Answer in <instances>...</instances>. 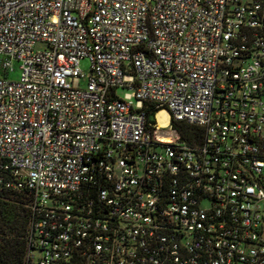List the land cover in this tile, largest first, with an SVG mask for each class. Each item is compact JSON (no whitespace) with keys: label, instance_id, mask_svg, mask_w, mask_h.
Returning <instances> with one entry per match:
<instances>
[{"label":"built area","instance_id":"built-area-1","mask_svg":"<svg viewBox=\"0 0 264 264\" xmlns=\"http://www.w3.org/2000/svg\"><path fill=\"white\" fill-rule=\"evenodd\" d=\"M0 74L24 264H264V0H0Z\"/></svg>","mask_w":264,"mask_h":264},{"label":"trees","instance_id":"trees-1","mask_svg":"<svg viewBox=\"0 0 264 264\" xmlns=\"http://www.w3.org/2000/svg\"><path fill=\"white\" fill-rule=\"evenodd\" d=\"M170 123L189 142L201 134L200 128L185 122ZM27 201L22 191L0 188V264H24L30 215Z\"/></svg>","mask_w":264,"mask_h":264},{"label":"rangeland","instance_id":"rangeland-1","mask_svg":"<svg viewBox=\"0 0 264 264\" xmlns=\"http://www.w3.org/2000/svg\"><path fill=\"white\" fill-rule=\"evenodd\" d=\"M39 46L36 45L35 48H38ZM80 67L86 71L87 68H88V63H87V60L84 59L81 61V64H80ZM19 71H18V64L17 62H13L12 64V70L11 71H8L7 74H5V76H7V78H16L17 75H18ZM1 75V74H0ZM81 85H83V82L81 83ZM165 112V111H164ZM156 119H157V124H158V118L156 116ZM162 120L165 122L164 124H158V126L160 127H163V128H166L167 125H168V118L165 114L162 115Z\"/></svg>","mask_w":264,"mask_h":264},{"label":"bare ground","instance_id":"bare-ground-1","mask_svg":"<svg viewBox=\"0 0 264 264\" xmlns=\"http://www.w3.org/2000/svg\"><path fill=\"white\" fill-rule=\"evenodd\" d=\"M165 112L163 110H160L158 113H157V118H158V124H164L165 122L162 120V115L164 114ZM156 134H159V135H164V136H169L171 135L172 132H167V131H159V130H156L155 132Z\"/></svg>","mask_w":264,"mask_h":264},{"label":"crops","instance_id":"crops-1","mask_svg":"<svg viewBox=\"0 0 264 264\" xmlns=\"http://www.w3.org/2000/svg\"><path fill=\"white\" fill-rule=\"evenodd\" d=\"M164 111V110H163ZM165 114V113H164Z\"/></svg>","mask_w":264,"mask_h":264}]
</instances>
